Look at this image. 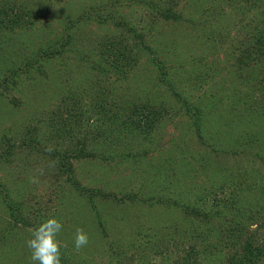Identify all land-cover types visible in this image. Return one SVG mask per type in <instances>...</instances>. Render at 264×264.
<instances>
[{"label": "rangeland", "instance_id": "rangeland-1", "mask_svg": "<svg viewBox=\"0 0 264 264\" xmlns=\"http://www.w3.org/2000/svg\"><path fill=\"white\" fill-rule=\"evenodd\" d=\"M22 1L0 0V6L5 12L13 8L15 15L16 2ZM34 1L26 3L29 10L41 12L38 24L43 30L40 35L25 29L13 32V41L22 48L16 47L0 63V95L5 100L0 106L9 105L14 119L40 114L45 121L43 125L30 119L26 127L20 122L15 129L0 125V145L5 135L16 145L19 157L10 164V175L32 172L29 204L33 198L34 204L43 201L48 215L61 222L57 239L67 245L60 249L63 264H236L234 256L242 253L236 219L249 225L245 237L255 231L258 240L264 236V162L259 157L264 146V88L259 82L264 78V53L256 52L264 38V0H170L183 21L165 19L148 8L157 0L118 9L144 34L141 49L146 56L135 68L136 79L131 72L122 75L121 68H112L115 56L100 61L107 72L102 77L92 73V79L79 74L86 67L76 57L44 56L56 50L54 35L62 28L69 26L75 38L89 32L77 15L92 5L107 7L110 0H43L39 6ZM87 14L92 16L89 10ZM92 28L99 29L95 24ZM116 30L108 24L101 31ZM155 56L175 73L172 89L156 79ZM30 59L45 63L44 75L36 79L46 83L37 93L38 80L23 77L20 84L17 78V98L25 104L15 107L9 104L12 85L3 81L8 75H2V68L23 69ZM145 95L157 96L163 104L139 101ZM145 103L158 117L147 133L129 134L124 120L134 104ZM52 125L54 133L52 127L46 130ZM29 127L33 129L27 131ZM39 129L43 131L38 134ZM29 132L38 144L30 143ZM231 142H240L245 154L236 155L240 149ZM253 149L259 154H249ZM84 151L94 155L80 154ZM245 172L254 180V192L244 195L248 203L241 207L239 186L246 181ZM166 198L176 200L178 207L157 203ZM224 204L231 208L220 209ZM0 206V264H32L26 246L30 227L12 230V210ZM208 210L214 223L204 217ZM78 227L89 236L79 252L74 248ZM210 227V234H201Z\"/></svg>", "mask_w": 264, "mask_h": 264}, {"label": "trees", "instance_id": "trees-1", "mask_svg": "<svg viewBox=\"0 0 264 264\" xmlns=\"http://www.w3.org/2000/svg\"><path fill=\"white\" fill-rule=\"evenodd\" d=\"M43 0H36L34 1V4L39 6ZM102 1V0H101ZM172 1V0H171ZM40 2V3H39ZM165 2V3H163ZM29 3H26V0L17 3L16 5L18 6V11L16 12L15 15H13L14 10L12 8V11L10 12H5L6 9L2 10L0 6V63H4L2 60L3 57H5L6 54L10 52L16 51V47L22 48L21 45H16L18 42L15 39L13 41L12 34L15 30L17 29H25L23 31H31L29 35H40L41 31L43 30V27L40 26L38 17L40 16L41 12H36L33 10H29ZM141 1L140 0H110L108 3V6H89L90 9L89 13H92V16L87 14V11L78 14L77 15V20L81 22L82 19H84V22L86 25L89 27V32H86L84 35H81L79 38H76L73 36L72 31L69 30V26H66L65 28L61 29V32L58 34L54 35V41H55V46L56 50H53L51 52H45L44 54L45 57H54L55 59H60V56L62 57H67V56H72L76 57L77 59L83 61L86 70H81L79 72L80 75L83 77H88V79L91 78L92 73H97L99 74L100 77H102V73L107 72V67L104 66V64L100 61L103 62H108V58L115 56L114 58V65L112 68L119 67L122 70L119 71L120 74L122 75H129L131 72L134 79H136V74H135V68L138 66L139 62L143 57L146 56L142 52L141 49V40L144 34H138L136 30L131 26V21L128 20L124 15L119 14L117 12L118 9L120 8H130L132 6L140 5ZM106 4V3H105ZM151 3H148V8H153L156 10L158 15H161L165 19L172 18L175 21H183L184 19L181 18V15H179L174 9L172 8L170 4V0H157L156 5L151 6ZM154 4V3H153ZM115 5H118L115 7ZM106 7V8H105ZM108 9V17L104 19L102 16L103 11ZM219 11V9H217ZM114 11V15L112 12ZM197 10H195L196 12ZM200 12V11H199ZM89 17H91V20H89ZM203 18V17H202ZM200 23L204 22L201 18H199ZM114 24L117 27V30L113 33L112 31H104L102 32V28L104 25L108 24ZM95 24L98 26V30L93 29L92 25ZM101 26V27H100ZM31 28V29H29ZM66 30H69V33L66 32ZM129 36V39L127 38V35ZM82 37V38H81ZM57 38V39H56ZM60 38L63 40L60 42ZM81 38V39H80ZM140 46H138V45ZM54 46V47H55ZM261 46L264 48V38L259 40V47L256 50L257 54H263L264 51L261 50ZM149 50V49H148ZM151 51V50H149ZM252 53V52H251ZM250 53V54H251ZM249 54V57H250ZM57 55V56H55ZM43 56V58H45ZM58 57V58H56ZM52 58V59H54ZM28 60V59H27ZM29 61L23 69L17 68L15 66L8 67V69H3L2 75H8L3 81L5 83L8 82L10 83L9 90L11 92H7L10 97L9 99V104L11 103L15 107L21 104H25V101L19 100L17 98V94L19 92V85H17V78L20 79V84L22 83V78L25 77L27 79H30L32 81H35L36 77H41L44 74L42 73L43 67L45 63H40L39 64L37 60H32ZM263 59L260 58L259 56V63L262 64ZM152 62L156 64V79L161 83L162 86H166L168 88L172 89V85L175 83V79L177 78L175 73L170 69V67L166 64V62L157 56L155 58L152 57ZM101 68V69H100ZM35 71V72H33ZM38 80V79H36ZM261 84H263L264 88V78L259 81ZM258 82V84H260ZM44 78H41L38 81H35V85L37 87V93L38 91L41 90V88L44 87L45 84ZM3 86V83H0V87ZM174 87V85H173ZM43 91V90H41ZM211 94V93H209ZM24 96V94H20ZM4 97L3 95H0V105L4 103L5 100L2 99ZM13 100L11 101V99ZM147 98V99H146ZM160 100L157 98V96H150L148 97L145 95L144 97H140V100L143 101H148L150 100ZM151 104V103H150ZM160 105L163 104V100H160L159 102ZM152 105V104H151ZM134 104V109L131 111V114L126 118L125 123H129V126L127 128V132L129 134L137 133H147L148 132V127L151 128V123L154 117H158L159 112L154 109L151 110L149 107L148 103L143 104L141 107H138ZM153 106V105H152ZM156 106V105H155ZM6 107L5 109H3ZM11 110L9 108V105L6 106H0V115L1 113H9V115L6 114L5 118H2L0 116V125H3L5 127L13 128L14 126L16 127L17 124L20 122L25 123V127L29 124L30 119H33V121H38L40 120L41 124L45 121L43 119V116L37 115H26L24 117H19V118H13V113H11ZM49 112H47L48 114ZM203 117H206L205 110L203 109ZM107 118V117H106ZM53 122H56L57 120H54V117L52 118ZM102 120H105L102 119ZM148 120V121H146ZM151 120V121H150ZM9 123V124H8ZM5 124V125H4ZM59 127V129H65L63 123H56ZM44 125V124H43ZM2 127V126H1ZM24 127V128H25ZM50 127H52L53 131L50 130ZM45 128V126H44ZM44 128H41L44 130ZM33 129V128H28V130ZM38 130V134L41 133V130ZM142 129H145L147 131H144ZM46 130L51 131L54 133L56 131L55 125L46 127ZM136 130V132H134ZM138 130V131H137ZM18 135V133H16ZM27 135V139L30 141L31 144H38V140L32 136ZM232 144V147L239 148L241 147L240 142H231L230 145ZM232 148V149H233ZM245 148V147H244ZM16 145L12 144L10 141V138H8L7 135L4 136V139L2 140V143L0 145V205L4 206L5 208L12 210L11 213H9V217L12 218L11 216L14 217L15 223L12 220V224L14 227H12V230H16L20 226H27L25 228H29L28 234L31 235L32 230L37 228L42 221L47 220L51 216L48 215V206L42 205L43 201H38L36 204H34V198L32 201V204H29L30 198H31V192H29L31 186L35 182H32V172L31 170L27 171L22 177L15 176V175H10L8 172L10 170V164L12 161L15 159L17 156V152L15 151ZM240 149V148H239ZM263 149V154L260 155L261 161L264 162V146H262ZM257 149H253L251 153L249 154H259ZM231 151V150H230ZM243 149L236 150V155L245 154L243 153ZM85 152V151H84ZM229 152V151H228ZM82 155L86 156H93L94 153L92 152H85V153H80ZM63 163V160L62 162ZM246 173V181L244 185L241 183V187L239 186V189L243 194L239 197L240 201V206L244 207L247 203L248 200H245L244 195L245 194H250L253 193L254 191L252 190L253 186H250V183H252L254 180L251 178H248V173ZM264 181V178H262ZM74 187L77 186V183L75 181H72ZM178 183V182H177ZM176 183V184H177ZM256 184V182H255ZM173 185H175V178L173 180ZM37 187V186H34ZM260 190L264 191V184L260 186ZM262 191V192H263ZM264 195V193H263ZM175 200V199H174ZM51 202V200H50ZM157 203H161L164 205H172L171 207H178V203L176 200L172 202L171 199H158ZM238 205V203L235 201L233 202ZM48 204V203H46ZM1 208V206H0ZM220 209L222 210H228L231 207L228 206L227 204L220 205ZM16 211H21L22 213H15L14 210ZM262 209H264V204L262 205ZM2 210V209H1ZM16 214V216H15ZM242 216L244 215L241 213ZM220 213L215 212V217H219ZM205 218H207V223L211 224L214 223L212 219L214 217L211 214V210L205 211ZM21 218V219H20ZM238 218V216H236ZM20 225V226H19ZM249 225L244 222L243 218H238L236 219V239L241 243L242 245V253L241 256L236 254L233 258V261H236V264H264V236L263 240H258L256 237L258 234L255 231L254 233L250 234V236L245 237L247 234H245V230L247 229ZM261 227L260 225L257 226V229ZM212 231V228L210 227L208 232H201L202 235L206 236V234H210ZM214 236H210L211 239H213ZM27 240V239H26ZM63 257H61V264H63Z\"/></svg>", "mask_w": 264, "mask_h": 264}, {"label": "clouds", "instance_id": "clouds-1", "mask_svg": "<svg viewBox=\"0 0 264 264\" xmlns=\"http://www.w3.org/2000/svg\"><path fill=\"white\" fill-rule=\"evenodd\" d=\"M32 182H35L33 180ZM62 224L54 217L48 218L37 228L32 230L31 238L26 241V246L31 253L32 264H61V247H67L57 239ZM89 243V236L82 228H76L74 248L79 252Z\"/></svg>", "mask_w": 264, "mask_h": 264}]
</instances>
